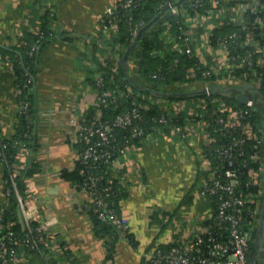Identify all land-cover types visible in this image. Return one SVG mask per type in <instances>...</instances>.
I'll use <instances>...</instances> for the list:
<instances>
[{"label":"crops","instance_id":"obj_1","mask_svg":"<svg viewBox=\"0 0 264 264\" xmlns=\"http://www.w3.org/2000/svg\"><path fill=\"white\" fill-rule=\"evenodd\" d=\"M119 1L0 0V44L5 46L27 42L28 36L41 31L48 8L55 13L49 23L51 36L39 49L35 78L28 88L35 111L36 147L29 149L25 161L27 166L37 163L39 170L29 178L26 192L43 218H54L57 242L66 248L65 253L53 255L21 249L7 264H150L143 256L149 246L169 245L173 239L189 242L193 232L203 231L215 213L214 201L197 192L208 177L204 140L197 130L185 135L173 131L166 136L150 134L112 166L111 175L125 190L119 212L128 218L137 245L120 235L111 248L109 237L97 233L91 215L83 209L85 195L76 191L74 176L69 174L76 172L79 161L77 128L71 120L80 121L96 105L92 79L99 73V65L117 64L121 58V51H117L118 59L115 56L117 26L104 27ZM215 23L212 13L194 27L191 45L199 58L207 54L203 47L206 25ZM156 25L161 43L156 53L163 55L174 49L176 34L172 24L169 27L162 20ZM137 62L131 59V69ZM234 81L236 84L229 80L217 84L228 94L245 93L242 82ZM200 87L195 81L181 84L177 91L186 96ZM23 94L13 65L0 62V131L4 137L17 132ZM185 104H191L190 100ZM262 130L260 150L253 160L256 166L250 171L257 181L250 264H264V127ZM6 169L0 158V209L7 200Z\"/></svg>","mask_w":264,"mask_h":264},{"label":"built area","instance_id":"obj_2","mask_svg":"<svg viewBox=\"0 0 264 264\" xmlns=\"http://www.w3.org/2000/svg\"><path fill=\"white\" fill-rule=\"evenodd\" d=\"M173 0H164L167 16L163 22L170 26L168 17L175 16L179 24L180 34H176L174 50H181L190 55H197L191 45L194 40V27L203 22V19L216 14L217 23L206 25L203 44L205 57L199 58L204 67L203 77L214 78L217 81L238 80L247 89H258L264 82V0H187L175 5ZM176 1V0H174ZM136 0L119 1L115 9L120 6L124 9L132 8ZM52 15L54 10L48 8ZM114 9V10H115ZM112 9L109 15H113ZM120 18L115 14L108 19L104 27L117 26ZM191 19V20H189ZM133 33L139 25L127 19ZM191 21V22H190ZM224 25L238 27L224 37H219L216 43H211L213 29ZM232 47L230 48V45ZM38 44L32 46L36 49ZM122 49L120 44L115 46L117 51ZM0 62L9 63L7 55L0 52ZM178 60H175L177 63ZM195 74H190V77ZM189 76V75H188ZM97 88V105L93 112L90 110L76 124L75 140L77 144L78 160L83 165L80 173L85 175L84 182L75 185L77 192L85 196V206L94 204L99 208V217L107 224L114 226L129 242L126 236L130 231L129 220L121 215L111 205V197L117 195L113 187V177H107L104 172L111 170L119 157H126L136 142L144 141L150 134L168 135L171 131L185 135L187 132L199 131L204 140V162L207 164L209 180L199 187L198 194L210 198L215 203V213L212 222L205 225L203 231L193 232L192 240L183 242L173 239L169 245L153 244L143 253L150 264H250L252 252L253 227L255 225L256 193L241 191V177L231 152L243 147L246 140H254L255 147L260 148L261 137L254 130L253 124L247 119L249 111L254 108L256 99L252 93H242L246 96V108H240L236 103L228 100V92L223 95L212 94V84L205 81L202 92L206 96H197L171 100L167 97H146L135 91L127 84L122 96L128 97V104L123 106L114 117H106L104 108H108L115 98V89L104 87V77L99 72L95 78ZM32 78L28 76L25 84L30 86ZM237 97V96H236ZM190 100L191 106L185 102ZM30 101L27 97L19 100V114L31 119ZM155 106L157 112L151 111ZM144 112V113H143ZM186 113L184 123L174 122V117ZM207 115L210 118L207 119ZM212 120L218 125L220 134L229 138L226 146L216 150L217 157L226 161L228 167L222 172L212 164L207 148L216 140L211 135ZM25 132L19 137L7 139L0 131V158L10 171V186L6 187L7 198L14 194L19 213L25 227L24 238L16 237L10 230L12 222L6 225V232L0 236V264H7L13 259L19 248L42 252L47 250L50 255L65 253L66 248L57 242V230L54 227V218H43L38 208L27 195V186L22 193L19 190L16 177L22 169L27 167L25 157L29 151V137ZM260 143V144H259ZM259 145V146H258ZM15 150L16 159L9 161L6 152ZM257 152L252 156L254 160ZM247 161L244 160V163ZM254 162V161H253ZM250 183L256 185V179L251 175ZM30 177H24L25 185ZM106 179V183L102 181ZM9 206L6 200L0 209V227L3 213ZM98 210V209H97ZM9 240H11L9 242Z\"/></svg>","mask_w":264,"mask_h":264},{"label":"trees","instance_id":"obj_3","mask_svg":"<svg viewBox=\"0 0 264 264\" xmlns=\"http://www.w3.org/2000/svg\"><path fill=\"white\" fill-rule=\"evenodd\" d=\"M125 1V0H121ZM164 0H136V5L129 9H124L118 6L113 15H109L104 23L108 24V19L113 17L115 14L120 18L116 24L118 29V43L121 45V58L117 61V64L112 62L102 63L99 65L100 73L104 77V87L113 88L116 91L115 98L117 100H113L110 102L108 108H104V114L106 117H114L120 111L123 110V106L128 104V97L122 96L125 93V87L127 84L133 86L135 91L140 92L145 97L147 95H151L153 97H167L171 100L182 99L184 97L191 98L197 96H206L202 92V85L205 81H209L212 84V94L213 95H223L224 87L219 86L217 83L221 81H217L214 78H205L202 75V70L204 69L201 60L197 55H190L181 50H169L165 52L163 55H159L156 53L158 47L161 46L158 33L159 29L154 28L156 23L162 21L167 16L166 5H162ZM187 0H176L172 1L175 5H179L181 3L186 2ZM55 15H51L50 12H47L44 15L41 31L37 34L30 35L26 38L25 43L16 45V46H5L0 44V52L2 55H7L12 62L14 74L19 81L20 85L23 89V96L27 97L30 101V113L31 119H26L24 115L19 114L20 122L17 129L16 134L11 137H19L23 133L28 132L29 137L25 138L28 142V146L30 149L34 150L36 147L35 136H34V121H35V111L34 106L32 104V98L29 94V86L25 84L26 78L30 76L32 78V82L35 78V63L37 54L41 46L44 45L45 41L51 36L50 31V20ZM128 18H130L133 24L139 25L138 30L133 33L131 30V26L128 23ZM158 19V20H157ZM169 22L173 25L174 33L179 35L180 29L179 24L176 21L175 16L168 17ZM157 21V22H156ZM156 22V23H155ZM153 25V26H152ZM154 28V29H153ZM238 27H233L232 25H224L222 27H216L213 29V33L210 37L211 43H216V40L219 37H224L228 33L232 32L234 29ZM37 43L38 47L32 50V46ZM230 48L232 47L231 44ZM123 50V51H122ZM131 59L138 60L136 67L131 69L130 61ZM178 60L175 63V60ZM194 73L195 75L190 77V74ZM189 75V76H188ZM97 74L94 75V79H92L93 85H95V78ZM199 82L201 87L199 90L189 92L188 94H181L177 91V87L181 84H189L192 82ZM236 84L234 80H229ZM31 83L29 85L31 86ZM97 89V88H96ZM243 92L252 93L254 98L256 99V103L253 109L249 111L247 119L253 124L254 130L257 134L262 137V128L264 127V82L262 86L258 89H247L243 85ZM98 93V92H97ZM98 96V94H97ZM229 101L236 103L240 108H246L245 103L239 101L236 95H229L227 97ZM97 105V103H96ZM90 109V112L94 111L95 106ZM191 106V104H188ZM261 106V107H260ZM157 107L155 106L151 111H144L145 113H153L157 112ZM143 112V113H144ZM186 113H182L181 115H177L174 117V122L184 123V118ZM209 117L207 115V119ZM218 125L212 120L211 122V135L216 138V140L211 144L210 148L206 149L212 164L218 168L221 172L228 167L226 161L219 159L217 157L216 150H218L223 145L226 146L229 143V138L223 136L219 133L217 129ZM7 138V139H11ZM256 142L254 140H246L243 147L239 150H234L231 152L232 158L234 161L233 167L237 168L240 172L241 177V191L244 192H253L257 191V186L250 183L249 170L256 166V163L253 162L252 156L260 150L255 147ZM260 144V143H259ZM259 146V145H258ZM1 150V148H0ZM8 156V160L14 161L16 159L15 150L11 148L6 152ZM244 160L247 162L244 163ZM7 168V167H6ZM83 168V165L78 161V166L75 173H69L74 176V183L81 185L85 180V175L80 173V170ZM37 163H31L25 169L21 170V173L16 177V181L18 183L19 190L23 193L26 189V185L24 183V177L33 176L38 171ZM111 170H107L104 174L109 177L111 176ZM68 174V173H67ZM10 171L6 169V187L10 186L9 180ZM113 177V176H111ZM209 173L207 177V181L209 180ZM113 187L115 193L111 197V205L119 212L120 200L125 195L124 187L118 184V180L113 177ZM206 181V182H207ZM107 180L104 179L102 183H106ZM7 200L9 201V206L3 213V221L1 222L0 227V236L3 237L6 232V225L8 222H12L13 225L10 226V230L13 231L16 237L24 238L25 235V227L22 221V217L19 213L18 202L14 194H11ZM85 211H87L92 219L95 230L100 236L109 237L108 244L113 246V243L117 240V238L121 235L120 232L112 225L107 224L99 217V208H97L94 204L90 203V205L83 207ZM98 209V210H97ZM212 219L210 218L206 223H211ZM132 245H137V241L134 235L129 231L126 235ZM11 240H9L10 242ZM27 250V248H19V251ZM42 252H46V249H43Z\"/></svg>","mask_w":264,"mask_h":264},{"label":"water","instance_id":"obj_4","mask_svg":"<svg viewBox=\"0 0 264 264\" xmlns=\"http://www.w3.org/2000/svg\"><path fill=\"white\" fill-rule=\"evenodd\" d=\"M237 99H238L239 101H241L242 103H245V101H246V96H245V95H242V94H238V95H237ZM251 247H252V252H251V256H252V255H253V250H254V244H253V243H252ZM250 260H251V258H250Z\"/></svg>","mask_w":264,"mask_h":264}]
</instances>
